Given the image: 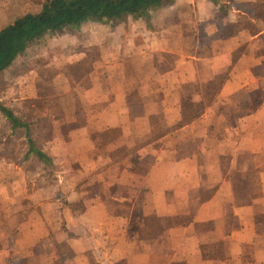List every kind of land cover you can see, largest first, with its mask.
<instances>
[{
    "label": "crops",
    "instance_id": "1",
    "mask_svg": "<svg viewBox=\"0 0 264 264\" xmlns=\"http://www.w3.org/2000/svg\"><path fill=\"white\" fill-rule=\"evenodd\" d=\"M191 2L200 21H217L222 32L208 55L197 51L196 34L169 38L156 27L163 7L152 10L150 21L126 15L116 26L90 22L106 34L90 41V61L75 55L71 37L55 39L71 69L53 71L55 78L64 79V96L75 97L55 121V153L84 159V175L117 166L104 188L131 182L135 194H113L118 204L131 203L128 214L113 213L104 194L86 198L77 176L66 183L64 171L37 188L21 182L16 194L21 169L1 157L2 264L15 257L19 264H62L59 249L73 264H264V28L257 34L239 28L248 14L235 7L226 15L220 2ZM116 30L133 35L146 54L180 60L138 76L134 61L118 51L128 49V40L114 39ZM244 44L220 87L204 86L199 109L180 93L182 83L203 79L201 67L212 66L204 81L216 79L218 56L228 58ZM80 69L77 82L72 72ZM221 104L233 105L236 119L224 122ZM139 166L145 170L137 179Z\"/></svg>",
    "mask_w": 264,
    "mask_h": 264
},
{
    "label": "rangeland",
    "instance_id": "2",
    "mask_svg": "<svg viewBox=\"0 0 264 264\" xmlns=\"http://www.w3.org/2000/svg\"><path fill=\"white\" fill-rule=\"evenodd\" d=\"M44 2L45 0H0V29L12 24L16 19L26 14L40 12ZM218 2H220V9L223 12L225 11L226 15H228L233 7L248 14V16L240 17L239 28L240 25L246 26L248 31L256 34L264 28V0H218ZM173 4H175L173 7H169L168 5L162 8L163 10H161L160 18L156 21V27L158 28L159 26L160 28L167 29L168 34L166 35H169V38L196 34V45L199 47L197 51L205 55L210 54L211 45L220 40V34L222 33L219 31L220 26L218 29L217 21H200L197 15L196 3L191 2V0H174ZM230 17L231 16H229L227 20H230ZM147 21H150V19ZM227 24L229 25L230 23ZM94 25L97 24H93L92 27H90V22H88L85 23L79 31L64 34L67 38L71 37L69 39L73 41V51L75 55L81 58L83 57L85 60L88 59L89 61L90 41L93 38L104 39L106 36V34H103L104 31L102 28ZM229 29V27L225 28V30L230 32ZM239 31H241V29H239ZM115 32L116 33L113 35L114 39H118L119 42L121 38H123L124 41L128 40L126 42L128 49L123 47L124 49L122 48L121 50L118 46V51H121L122 56L134 61V69L138 76H147L146 74L152 71L151 68L153 64L161 67L164 63L176 64V62L180 60L177 55L171 53H159L155 55L146 54L144 50L135 43L138 41L134 39L133 35L121 34L118 30ZM61 35L63 34L46 35L44 38L38 39L40 42L35 43L38 41L36 40L34 45L28 47L29 51L26 54L22 53L19 55L16 61L7 70L0 73L1 103L12 109L21 121L30 124V137L35 140L38 148L52 156L51 159L53 161L51 164H48L45 161H41L34 154L25 158L29 150L26 128H13L12 123L1 112L0 158L4 156L8 157V161L13 164L16 171H19L18 168L21 169L19 174L20 180L16 182L15 186L16 194L22 191V186H20L21 182L27 181L31 183V188H37L36 185L40 182H52L55 175H58L60 171H64L63 176L66 183H70L72 180L74 181V175L77 176L78 181L75 186L83 187V195L86 196V198H90L91 192H98L99 195L104 194V196L109 199L111 206L115 209L113 213L128 214L131 209V203L125 202L123 204H118L114 201L112 195L116 194L119 190V192L124 193V191H121L122 189H125V193L129 194V192L134 190V184L127 182L126 184H129L128 186L116 185L110 187L109 190H106L103 186L106 182L116 177L115 167L117 166L104 169L106 174L100 170L92 176H90V174L84 175L81 164L84 162V159L77 160L76 157H63L57 155L54 151L52 134L55 128V121L62 118L64 106L67 105L68 101L69 104L75 103L74 96L70 95L67 97L62 94L60 90L64 87V79L57 80L53 72L59 71V74L63 75L71 73L70 67L63 62V57L68 51L63 50L65 49L64 47L63 49L60 47L64 45H62L61 42L58 45L55 44V39H59ZM129 40L132 42H129ZM215 51L219 52V49ZM245 51L246 45L244 44L236 51L230 52L228 58L223 59L224 56H218L217 63L221 67L218 69V65L213 64L215 67L213 71L218 70L216 79L204 81V78H208V75L212 72V70H210L212 66H204L203 69L201 67L200 75L203 79L197 82L187 81L186 83H182L180 93L185 94L186 98L188 97L190 100H193L194 104L199 109L203 102V98L200 95L204 90V86L210 85L219 88L224 82V79L229 76L232 65L242 59ZM51 61L55 62L52 67L50 65L47 66L48 70H43V67H45L44 64L50 63ZM228 61H230V64ZM81 71L82 69L72 72L76 75L75 77L72 76L77 82L81 81ZM82 83L83 82L79 84ZM133 95H136V93H133ZM196 100H200L201 102ZM225 106L226 104L220 105L223 111ZM237 115L238 113L234 110L233 105H227L224 115L220 118L225 122L236 119ZM227 151L229 152L230 148H228ZM225 160L227 161V159ZM138 168V171L142 173H139L137 179L144 175L145 170L143 166H139ZM132 193H134V191ZM28 205L22 206V204H20L23 209ZM6 221L7 218L0 214V230L7 229V225L4 223ZM15 235H18L17 231ZM58 257L62 260V264H73L68 260L62 249H59ZM16 264H19L18 259L16 260ZM118 264L124 263L119 262Z\"/></svg>",
    "mask_w": 264,
    "mask_h": 264
},
{
    "label": "trees",
    "instance_id": "3",
    "mask_svg": "<svg viewBox=\"0 0 264 264\" xmlns=\"http://www.w3.org/2000/svg\"><path fill=\"white\" fill-rule=\"evenodd\" d=\"M210 1L218 5V0ZM173 2L174 0H45L40 12L26 14L0 29V73L7 70L33 42L46 35L79 31L88 22L116 25L126 15L148 20L152 10ZM0 112L12 123L13 128H26L29 150L25 158L34 154L41 161L51 164V157L38 148L35 140L30 137V124L21 121L1 101ZM16 260L17 257L8 264H16Z\"/></svg>",
    "mask_w": 264,
    "mask_h": 264
}]
</instances>
